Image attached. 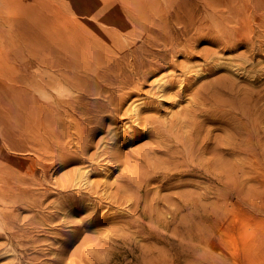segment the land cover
<instances>
[{
    "label": "rangeland",
    "instance_id": "374dc122",
    "mask_svg": "<svg viewBox=\"0 0 264 264\" xmlns=\"http://www.w3.org/2000/svg\"><path fill=\"white\" fill-rule=\"evenodd\" d=\"M260 1L255 23H261V29L252 27L254 32H262L258 38L252 37L258 54L252 62L264 73V0ZM190 10L188 0H0V195L7 202L0 201V234L6 238L0 239V264H152L148 259H156L158 264H177L169 255H163L173 253L168 248L175 245H156L120 225L129 220L142 222L135 209L166 206L157 197L196 189L164 190L152 183L147 188L151 191L146 208L144 193L130 191L117 205L106 196L116 192L121 175L133 163L139 164L135 154L149 144L146 137L129 144L122 141L129 131L125 128L134 127L127 108L145 102L143 117L168 119L187 107L189 97L183 95L177 106L171 98L157 99V85L163 79L180 77L187 67L190 69L184 71L185 76L190 77L195 66L204 70L202 83L223 75L202 67L203 52H222L214 43L193 41L190 21L194 16ZM55 16L58 24H41L44 17L55 20ZM195 18V38L200 39L201 30L212 32L210 15L204 22L198 12ZM42 26V31L63 26L68 32L58 72L42 65V53L27 48L29 31ZM247 49L242 41L231 55L248 56L251 53ZM59 72L64 77L59 76L58 83L53 79ZM250 80L241 77L236 82L243 87V81ZM43 82L47 85L44 88ZM178 93V87L170 92ZM26 97L36 100L43 111L57 106L58 110L51 118H21L19 105L14 106L12 114L3 107ZM109 101H120L118 113L106 110ZM210 129L214 136L222 135V127ZM110 132L122 134L114 146L106 147ZM79 136L83 152L76 149ZM118 149L119 157L113 159ZM84 168L90 171L91 190L70 181ZM255 173L264 175V166ZM181 184L209 186L201 179ZM251 184L259 195L222 205L223 221L214 232L207 233L209 245L202 264H264V182L254 180ZM11 233L16 237L13 243L6 237ZM248 233L253 239L252 261L247 258ZM168 236L188 244L170 232ZM133 244L140 249L134 253L140 262L123 257ZM147 246H156L158 251L143 256L142 249ZM200 253L178 264H197L195 258Z\"/></svg>",
    "mask_w": 264,
    "mask_h": 264
},
{
    "label": "bare ground",
    "instance_id": "6f19581e",
    "mask_svg": "<svg viewBox=\"0 0 264 264\" xmlns=\"http://www.w3.org/2000/svg\"><path fill=\"white\" fill-rule=\"evenodd\" d=\"M188 1L191 5L190 13L194 16L190 21L191 30L194 32L193 41L214 43L221 48L222 52V54L203 52L202 67L205 65L209 68L208 71L217 70L223 75L209 83H202L200 81L203 79L204 70L201 66H195L190 77L185 76L190 69L187 67V70H184L186 73L181 71L184 75L174 77L172 80L163 79L157 85L158 92L155 94L157 99L171 98L173 104L177 106L179 98L183 95L189 97L187 107L172 113L168 119L154 116L143 117V113L147 111L145 102H139L127 108L126 112L129 113L134 127L125 128L129 131H126L122 141L129 144L140 137H146L149 139V144L147 149L135 154V157H139L137 158L139 164L133 163L132 167L121 175V181L116 184V192L108 194L106 199L117 205L127 198L126 194L130 191L137 194L144 193L143 207L146 208L149 206L147 199L151 191L147 188L152 183H156L164 190L190 187L196 189V191L180 190L161 198L157 197L156 200L164 202L166 206L150 207L141 211L135 209V212H139L142 222L134 223L133 220H129L120 225V228L133 229L132 235L150 240L156 245H175L172 249L168 248V251L173 253L164 252L163 255H169L172 262L177 264L187 261L189 257L197 256V253L201 251L195 259L197 264H202L204 250L208 249L209 245L207 233L209 230L214 232L223 221L222 205L230 200L242 198L251 200L252 196L259 195L251 183L254 180L264 182V175L255 176V171L264 166V80L263 82L260 80L264 73L252 62L258 55L255 53L252 37L258 38L262 32L261 30L254 32L252 27L255 25L257 30L261 27V23H255L260 12L258 1H261ZM197 12L202 15L203 22L209 15L212 20L210 24L212 32L199 31L200 39L195 38ZM213 17H215L214 20ZM58 19V16H55V20L44 17L41 24L44 27L52 22L58 24ZM200 25H202L201 21ZM43 26L39 30L29 31L31 38L27 40V48L30 52L36 50L42 53V65L48 69H57L56 72H58L63 65L60 51L64 48L63 39H66L68 32L63 26L56 30L46 27L42 31ZM220 30L223 32L219 36L217 32ZM70 35L75 37V33L71 31ZM242 41L247 43L248 54H251L233 57L231 54ZM260 72L262 74H259ZM59 76L64 77L59 72L53 81L59 83ZM240 76L251 80L243 81L245 86L241 87L236 82L238 78H241ZM259 83H261L260 88H256L255 86ZM45 86L47 85L45 84L43 88ZM175 87L179 88L180 93L170 94ZM15 104L6 103L3 107L12 114L15 110L14 106L19 105L18 115L21 118L31 116L51 118L54 111L58 110L57 106L56 110L43 111L36 100L28 97L25 100L16 101ZM119 105L120 101H109L105 108L116 114L119 112ZM215 126L222 127V135L212 134L210 127ZM109 134L111 135L108 140L110 144L104 145L106 147L114 146L117 136H121L122 133L111 134L110 132ZM77 143L76 149L78 152H83L81 136L77 138ZM119 150L114 151L113 159L119 157ZM72 161L76 160L72 159ZM240 171L244 175L239 176ZM191 179L204 180L209 183V186L181 184ZM70 181L89 187L90 171L86 168L81 169L71 177ZM222 187H230V189L224 191ZM88 189L91 190L92 187ZM207 200L212 202L206 205L203 202ZM0 201L7 203L2 195H0ZM154 205L157 204L154 203ZM136 206H139L138 202ZM162 209L165 211L163 212ZM184 212L186 214H183ZM169 232L170 235L178 236L188 244L172 240L168 236ZM247 235V258L252 261L253 239L251 233ZM6 237L11 243L16 238L12 233L6 234ZM0 239L6 238L0 234ZM139 250L137 245L133 244L130 250L124 251L123 257L129 256L135 262H140V258L134 256V253ZM155 250L158 251L156 246H147L146 249H142L143 256ZM146 261L158 264L156 259ZM22 264L26 263L22 262Z\"/></svg>",
    "mask_w": 264,
    "mask_h": 264
}]
</instances>
